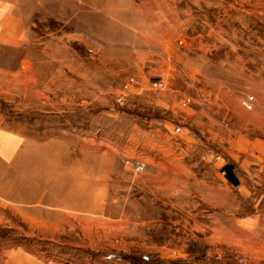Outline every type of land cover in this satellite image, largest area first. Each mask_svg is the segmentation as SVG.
I'll use <instances>...</instances> for the list:
<instances>
[{"label":"rangeland","instance_id":"1","mask_svg":"<svg viewBox=\"0 0 264 264\" xmlns=\"http://www.w3.org/2000/svg\"><path fill=\"white\" fill-rule=\"evenodd\" d=\"M1 72L0 264H264V0H0Z\"/></svg>","mask_w":264,"mask_h":264},{"label":"crops","instance_id":"2","mask_svg":"<svg viewBox=\"0 0 264 264\" xmlns=\"http://www.w3.org/2000/svg\"><path fill=\"white\" fill-rule=\"evenodd\" d=\"M10 81L12 79L0 73V94L4 83ZM1 118L0 116V198L17 201L14 197H8L5 194L9 192L13 177L25 162L23 153L25 138L21 133L3 126Z\"/></svg>","mask_w":264,"mask_h":264},{"label":"built area","instance_id":"3","mask_svg":"<svg viewBox=\"0 0 264 264\" xmlns=\"http://www.w3.org/2000/svg\"><path fill=\"white\" fill-rule=\"evenodd\" d=\"M152 86L155 88V90H156L157 92H160V87H159V83H158V82H154ZM252 99H253V97H248L247 99H245V100L243 101L244 105H245L247 108H250V107H251ZM140 168H141V167H140Z\"/></svg>","mask_w":264,"mask_h":264},{"label":"trees","instance_id":"4","mask_svg":"<svg viewBox=\"0 0 264 264\" xmlns=\"http://www.w3.org/2000/svg\"><path fill=\"white\" fill-rule=\"evenodd\" d=\"M224 170L226 171V174H227L228 178H229L231 181H233L234 179H233V177H232V169H231V167L228 166V165H226V166L224 167Z\"/></svg>","mask_w":264,"mask_h":264}]
</instances>
